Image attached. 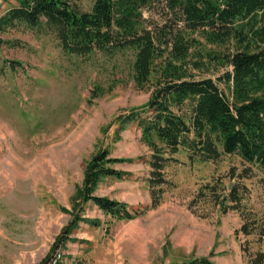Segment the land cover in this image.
<instances>
[{
    "label": "rangeland",
    "instance_id": "obj_1",
    "mask_svg": "<svg viewBox=\"0 0 264 264\" xmlns=\"http://www.w3.org/2000/svg\"><path fill=\"white\" fill-rule=\"evenodd\" d=\"M13 5L0 0V15ZM78 6L89 11L92 0ZM134 61L133 50L66 54L44 26L0 33V264H40L58 249L61 264H248L261 250L264 170L236 155L200 162L179 152L153 204L150 149L137 124L117 121L151 95L136 84ZM99 151L120 161L110 166L123 176L103 179L93 195L125 205L130 220L80 196Z\"/></svg>",
    "mask_w": 264,
    "mask_h": 264
},
{
    "label": "trees",
    "instance_id": "obj_2",
    "mask_svg": "<svg viewBox=\"0 0 264 264\" xmlns=\"http://www.w3.org/2000/svg\"><path fill=\"white\" fill-rule=\"evenodd\" d=\"M13 1L0 15V33L16 23L44 26L69 55L135 52L134 80L151 95L117 121L121 128L137 124L150 149L154 205L161 195L155 188L167 184L163 171L181 151L200 162L236 155L264 170V0H92L89 11L78 6L82 0ZM213 68L230 72L214 81L206 75ZM119 162L106 151L94 154L79 193L104 215L130 220L125 205L93 195L103 179L123 176L110 166ZM253 222L242 227L246 235L257 228ZM259 239L248 264H264V235Z\"/></svg>",
    "mask_w": 264,
    "mask_h": 264
},
{
    "label": "built area",
    "instance_id": "obj_3",
    "mask_svg": "<svg viewBox=\"0 0 264 264\" xmlns=\"http://www.w3.org/2000/svg\"><path fill=\"white\" fill-rule=\"evenodd\" d=\"M61 262V252L60 250H56L52 253V255L43 263L40 264H59Z\"/></svg>",
    "mask_w": 264,
    "mask_h": 264
}]
</instances>
